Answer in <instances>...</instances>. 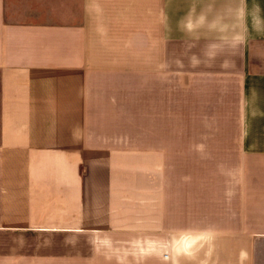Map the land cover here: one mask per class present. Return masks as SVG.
<instances>
[{
	"label": "crops",
	"instance_id": "crops-1",
	"mask_svg": "<svg viewBox=\"0 0 264 264\" xmlns=\"http://www.w3.org/2000/svg\"><path fill=\"white\" fill-rule=\"evenodd\" d=\"M0 264H264V0H0Z\"/></svg>",
	"mask_w": 264,
	"mask_h": 264
}]
</instances>
